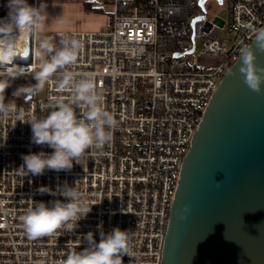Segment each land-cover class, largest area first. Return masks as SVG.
Returning a JSON list of instances; mask_svg holds the SVG:
<instances>
[{
    "label": "built area",
    "instance_id": "1",
    "mask_svg": "<svg viewBox=\"0 0 264 264\" xmlns=\"http://www.w3.org/2000/svg\"><path fill=\"white\" fill-rule=\"evenodd\" d=\"M208 1L219 6L208 10ZM28 2L39 6L42 0ZM99 3L112 4L105 29L58 30L48 38L57 46L61 33L83 42L73 71L95 76L105 107L118 120L113 140L89 150L70 171L22 177L17 169L23 155L53 149L32 143L29 123L0 114V264H61L69 250L77 245L82 250L87 233L99 242L100 232L114 227L133 234L131 256L124 255L123 264H160L179 168L192 134L240 46L249 45L264 26V0H205L203 6L199 0ZM7 4L0 0V18L8 15ZM21 40L27 58L17 56L13 63L36 68L37 31ZM201 56L222 60L207 69L197 64ZM57 79L45 85L41 98L11 100L24 110L25 120L45 115L50 99L68 94L58 88ZM64 184L76 185L93 205L91 212L72 232L60 229L29 239L21 220L26 209L33 201L64 199L39 188L55 190Z\"/></svg>",
    "mask_w": 264,
    "mask_h": 264
},
{
    "label": "clouds",
    "instance_id": "2",
    "mask_svg": "<svg viewBox=\"0 0 264 264\" xmlns=\"http://www.w3.org/2000/svg\"><path fill=\"white\" fill-rule=\"evenodd\" d=\"M7 7L8 15L0 18V114H15L16 121L29 123L32 143L53 149L51 153L40 151L23 155V164L17 170L22 177L40 176L46 170L70 171L73 162L79 164L89 150L112 142L118 120L105 107V98L98 91L95 76L73 71L83 48V42L78 38L65 37L61 33L59 46L51 38L41 39L36 52L39 58L36 68L13 63L17 56L27 58L20 51L24 46L21 37L43 29L49 14L43 0L39 6L29 4L28 0H8ZM255 43L264 50V29L257 31ZM239 55V73L245 84L250 90L261 92L264 89V67L256 64L252 45L242 44ZM29 75L36 83L19 86L13 97L34 96L57 76L58 88L68 90V94L50 99L45 115L25 120L22 108L11 100L5 101V92L14 80ZM39 191L64 199L33 201L21 217L29 239L51 236L60 229L72 232L92 210L93 205L76 185L64 184L55 190L41 186ZM189 211L190 206L184 205L181 218L185 219ZM83 238L85 246L82 250H77L80 245L69 250L61 264H123V256H131V230L114 227L107 233L101 231L99 242L92 232Z\"/></svg>",
    "mask_w": 264,
    "mask_h": 264
},
{
    "label": "water",
    "instance_id": "3",
    "mask_svg": "<svg viewBox=\"0 0 264 264\" xmlns=\"http://www.w3.org/2000/svg\"><path fill=\"white\" fill-rule=\"evenodd\" d=\"M255 37L249 45L264 67ZM239 65L240 55L211 93L182 158L160 264H264V89L250 90Z\"/></svg>",
    "mask_w": 264,
    "mask_h": 264
},
{
    "label": "rangeland",
    "instance_id": "4",
    "mask_svg": "<svg viewBox=\"0 0 264 264\" xmlns=\"http://www.w3.org/2000/svg\"><path fill=\"white\" fill-rule=\"evenodd\" d=\"M6 1V0H3ZM57 2V5L50 6L52 12H48L49 19L46 23V26L49 25L48 22L50 21L53 25L60 24L57 28V30H68L67 28H63L61 24H63L64 20L67 21L69 19V13H73V19L68 20V22L71 25V29H77V30H102L105 29L106 20L108 18L109 13L112 11V4L110 3H99V0H87L91 1V4L93 7H99V11L89 10L85 12V15L80 14L79 6L81 2L85 0H50V2ZM215 2L208 1L206 4V7L208 10H210ZM216 5V4H215ZM217 7L219 4L216 5ZM62 12V13H61ZM63 14V18H62ZM110 16V15H109ZM78 18V19H77ZM79 20V21H78ZM80 22V23H79ZM46 28V27H44ZM41 29L37 31V51L39 49V43L41 39L50 37L52 31H47L45 29ZM56 29V28H53ZM55 31V30H54ZM197 45L199 46V42H197ZM197 52L195 53V55ZM192 55L187 56V58H190ZM38 59V57H37ZM221 57L219 56H201L200 58H197V64L201 67H205L207 69L213 68L216 66L220 61ZM37 61V60H36ZM29 83H36V81L33 79V77H27V78H21L14 80L10 87L6 89L5 97L9 100H23L26 97H13V92L21 85H26ZM45 88V87H44ZM44 88L40 90L38 93L34 95V97L41 98L44 96ZM9 92V93H8Z\"/></svg>",
    "mask_w": 264,
    "mask_h": 264
},
{
    "label": "crops",
    "instance_id": "5",
    "mask_svg": "<svg viewBox=\"0 0 264 264\" xmlns=\"http://www.w3.org/2000/svg\"><path fill=\"white\" fill-rule=\"evenodd\" d=\"M51 3H53V5H57V2L56 1H54V2H50L49 4H47L48 6H47V12H52V11H50V10H52L51 9ZM79 11L81 12L80 14H82V15H85V10H84V8H83V2H81V4H80V6H79ZM62 13V12H61ZM69 19H67V21H65L64 20V22H63V24H61L62 26H63V28H64V26H65V28H67V29H69V30H77V29H71L70 27H71V25H70V23L68 22V20H72L73 18V13H69ZM64 16H63V14H62V18H63ZM78 19V18H77ZM79 21V20H78ZM80 23V22H79ZM48 24L49 25H47V26H45L46 28H44L45 30H47V31H58L57 30V28H58V26L60 25V24H56V25H53L50 21L48 22ZM53 28H56V29H53Z\"/></svg>",
    "mask_w": 264,
    "mask_h": 264
},
{
    "label": "trees",
    "instance_id": "6",
    "mask_svg": "<svg viewBox=\"0 0 264 264\" xmlns=\"http://www.w3.org/2000/svg\"><path fill=\"white\" fill-rule=\"evenodd\" d=\"M83 8L85 11H89L91 9L94 11H99V7H93L91 4V1H87V0L83 1ZM28 98H30V96H27L25 99H28Z\"/></svg>",
    "mask_w": 264,
    "mask_h": 264
}]
</instances>
